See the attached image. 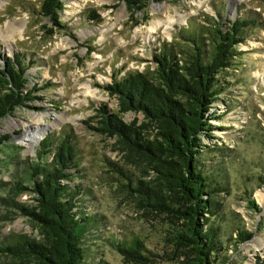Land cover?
<instances>
[{"label":"rangeland","instance_id":"rangeland-1","mask_svg":"<svg viewBox=\"0 0 264 264\" xmlns=\"http://www.w3.org/2000/svg\"><path fill=\"white\" fill-rule=\"evenodd\" d=\"M42 1L0 0L2 31L9 23L19 24L13 39L0 38V68L5 60L21 54L29 65L25 89H40L47 84L33 93V101L0 120V137H11L9 148L0 151V198H12L32 209L33 195L16 193V184L27 186L28 166L35 162L44 139L70 134L83 169V177L73 183H81L90 191L85 210L97 215L109 233L142 238L162 256L170 252L169 245L165 246L159 237L167 228L166 218L138 210L134 198L122 189L123 180L119 178L115 183L110 179H118L108 168L110 163L134 172L137 178L140 171L125 165L123 154L114 150L115 137L99 131L98 107L106 106L111 112L117 109V101L99 86L111 83L114 70L123 69L121 74L151 71L155 48L171 43L179 28L190 22L204 25V16L216 18L218 8L224 21L234 19L241 11L264 24V0H163L150 3L133 18L124 4L114 0H60L61 28L38 14ZM91 13L99 18L96 25L87 21ZM169 22L171 29L166 35L164 29ZM156 23L160 26L149 31ZM237 51L240 54L232 66L220 75L226 74L224 81L230 86L220 97L223 101L216 111L224 114L223 120L213 123L228 130L215 131L210 140H203L210 148L225 149L224 154L208 163L222 168L228 183V193L219 192L214 197L217 218L213 224L219 228L226 264H264V183L258 180L264 169V25L239 44ZM122 120H138V126L142 116L126 113ZM31 129L38 134L33 143L24 138ZM249 201H253L254 208L248 207ZM235 228L250 234V238L239 243ZM15 235L41 238L18 209L0 202V246ZM97 258L122 264L121 257L109 247ZM183 261L185 257L179 255L178 259L159 264ZM0 264L33 263H17L0 255Z\"/></svg>","mask_w":264,"mask_h":264},{"label":"trees","instance_id":"trees-1","mask_svg":"<svg viewBox=\"0 0 264 264\" xmlns=\"http://www.w3.org/2000/svg\"><path fill=\"white\" fill-rule=\"evenodd\" d=\"M114 1L124 4L133 18L150 3L163 0ZM62 10L60 0H43L38 14L61 28L58 21ZM215 11L216 18L204 16V25L190 22L179 28L171 43L155 48L151 71L121 74L123 69L114 70L111 83L99 86L117 101L116 111L106 106L96 110L101 118L99 131L115 137L114 150L123 154L125 165L140 171L137 178L134 172L110 163L108 168L118 177L110 179L115 183L123 180L122 189L134 198L138 210L166 218L167 228L159 237L169 245L170 252L161 256L142 238L109 233L97 215L85 210L90 191L81 183H73L83 177L78 151L71 135L62 134L39 144L36 160L27 169V186L16 184V193L33 195V208L12 198H0L35 226L40 240L23 235L6 238L0 255L17 263L109 264L97 258L109 247L121 257L122 264H159L179 255L185 257L180 264L228 262L221 249L219 228L214 226V197L219 192L228 193V183L222 168L208 165L225 149L210 148L203 140H210L215 131L228 130L213 124L223 120L224 114L216 111L223 101L220 97L230 86L224 81L226 74L220 75L240 54L238 45L264 24L241 11L234 19L224 21L220 8ZM87 21L96 25L99 18L91 13ZM28 67L21 54H14L1 66L0 120L25 107V102L35 99L34 92L46 88L45 83L40 89H25ZM126 113L140 114L142 123H125L122 115ZM10 138L0 137L1 152L9 148ZM258 180L264 183V169ZM248 207H255L253 201ZM235 233L239 243L251 236L238 228Z\"/></svg>","mask_w":264,"mask_h":264},{"label":"bare ground","instance_id":"bare-ground-1","mask_svg":"<svg viewBox=\"0 0 264 264\" xmlns=\"http://www.w3.org/2000/svg\"><path fill=\"white\" fill-rule=\"evenodd\" d=\"M170 21V20H169ZM171 23L169 22V24L165 27L164 31L166 33V35H168L170 29H171ZM160 26V23H156L154 25V27L150 28L149 31L153 32L157 27ZM19 29V24L18 23H9L5 30L2 31V29L0 28V38H5V40L7 39V41H9L10 39H13V34ZM5 34V35H4ZM4 35V36H3ZM41 118V117H40ZM37 121V119H36ZM39 121V120H38ZM42 134V133H41ZM38 134L36 133L35 129H31L28 130V132L24 135V138H27L29 140H31L30 143H33L37 140V136ZM43 136V135H42ZM27 142V141H26ZM26 145V144H25ZM29 147V146H28Z\"/></svg>","mask_w":264,"mask_h":264}]
</instances>
